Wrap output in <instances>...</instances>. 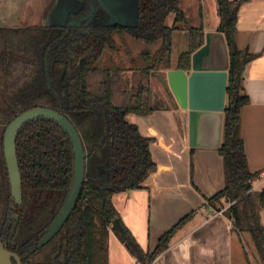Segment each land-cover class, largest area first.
Returning a JSON list of instances; mask_svg holds the SVG:
<instances>
[{"label": "trees", "instance_id": "obj_1", "mask_svg": "<svg viewBox=\"0 0 264 264\" xmlns=\"http://www.w3.org/2000/svg\"><path fill=\"white\" fill-rule=\"evenodd\" d=\"M249 0H217L229 52L223 140L225 187L207 199V207L225 214L237 233H249L264 264V191L252 190L244 141L237 136L244 108L250 103L243 68L253 56L235 43L240 7ZM174 15L172 27L167 25ZM188 31L189 48L176 68L191 70L192 55L205 44L202 27H190L181 0H139V25L89 28L30 26L0 28V240L22 264H108L110 229L120 219L115 194L136 190L157 170L151 139L143 137L128 114L149 116L153 104L150 79L171 69L173 33ZM49 68L51 91L46 67ZM36 107L63 111L79 131L87 158V181L74 212L44 247L37 243L64 204L73 181L74 155L68 135L41 118L23 126L16 141L22 177L23 206L12 209L3 153L6 125ZM194 150V149H193ZM193 166L191 165V174ZM183 218L144 253L131 233L118 237L141 264H153L173 236L189 222ZM16 264V263H14Z\"/></svg>", "mask_w": 264, "mask_h": 264}, {"label": "crops", "instance_id": "obj_2", "mask_svg": "<svg viewBox=\"0 0 264 264\" xmlns=\"http://www.w3.org/2000/svg\"><path fill=\"white\" fill-rule=\"evenodd\" d=\"M181 9L189 25L194 23L196 28H203L205 36H211L212 66L224 69L227 55L218 33L217 0H181ZM185 41L188 51L189 41ZM235 43L240 51L253 56L243 68L250 103L243 110L237 136L244 141L249 172L258 174L264 170V0L242 4ZM175 44L173 36V54ZM173 54L171 69L153 74L150 79L153 91L156 78L164 76L157 89L171 106L160 107L149 116H126V121L136 125L143 137L152 140L150 152L157 170L139 189L115 194L113 205L144 253H152L165 233L194 213L153 264H252L243 246L244 233L235 231L225 213L218 214L207 207V199L225 187L224 160L218 149L189 146L188 112L181 109L169 85L168 72L178 70L179 58L173 61ZM255 262L263 264L260 255ZM108 264H141L113 227L109 232Z\"/></svg>", "mask_w": 264, "mask_h": 264}, {"label": "water", "instance_id": "obj_3", "mask_svg": "<svg viewBox=\"0 0 264 264\" xmlns=\"http://www.w3.org/2000/svg\"><path fill=\"white\" fill-rule=\"evenodd\" d=\"M76 0H57L48 13L55 25L66 22L72 13L71 7ZM135 5V9L132 5ZM102 10L110 23L106 26L120 25L125 28H136L139 25V0H100ZM95 10L92 6L87 15L89 18ZM172 17L171 20L169 18ZM167 25L172 27L174 15H170ZM60 22L57 24L56 21ZM169 22V23H168ZM78 25L73 23L72 26ZM52 26V25H47ZM222 37L227 55V66L217 70L212 66L211 36L206 35V44L192 55L191 73L184 70H170L168 79L170 88L181 109L188 112L189 146L191 148L219 149L223 140L224 111L227 101L229 52L223 33ZM48 119L57 123L68 135L74 155V174L69 194L40 239L37 249L48 244L63 228L74 212L79 201L83 185L87 181V158L83 140L77 128L64 112L49 108H35L18 115L5 132V158L9 171L13 201L21 206L23 203L22 178L17 157L16 140L22 127L38 119ZM113 230L124 233L119 220L115 221ZM22 264L20 257L8 250L0 241V264Z\"/></svg>", "mask_w": 264, "mask_h": 264}, {"label": "rangeland", "instance_id": "obj_4", "mask_svg": "<svg viewBox=\"0 0 264 264\" xmlns=\"http://www.w3.org/2000/svg\"><path fill=\"white\" fill-rule=\"evenodd\" d=\"M56 1L57 0H0V28H23L30 26L54 25L52 24L54 21L49 19L48 13ZM132 8L135 9L134 4L132 5ZM171 19L172 17L169 18V20ZM59 22V20L56 21L57 24ZM91 23L94 25L97 23V20L94 19ZM107 23H110L109 19ZM189 26H194V23H191ZM194 28L196 27L194 26ZM183 31L184 33H180V30H175L173 33V36L176 39L173 61H176L182 53L187 51L185 40H188V31ZM162 71L164 70L155 72L154 75L156 76V74L158 75V73ZM156 80L158 83L154 84V87L152 88L153 104L159 108L171 106V102L166 100L157 89V86L159 87L161 82H163L164 76L161 75V77L156 78ZM243 246L248 253L252 264H256L255 261L259 259V254L249 233H244ZM125 247L127 248L126 245ZM127 250L129 249L127 248ZM257 264L261 263L259 262Z\"/></svg>", "mask_w": 264, "mask_h": 264}, {"label": "flooded vegetation", "instance_id": "obj_5", "mask_svg": "<svg viewBox=\"0 0 264 264\" xmlns=\"http://www.w3.org/2000/svg\"><path fill=\"white\" fill-rule=\"evenodd\" d=\"M92 6L95 7V10L93 12V14L86 19L87 15L89 14V12L91 11V8ZM102 6L100 5V0H76V4H73V6L71 7L72 9V13H70L69 15V18L66 22H62L61 24L59 25H52V26H48V27H60V28H89V27H95L97 25H104L106 26V24H108V17L106 15V13L104 12V10H102L101 8ZM97 20V23L96 24H92V20ZM78 23V25H75V26H72L73 23ZM23 28H26V27H23ZM1 29H21V28H12V27H4V28H1ZM46 73H47V76H48V88L49 90L51 91H55L56 88H52V85H51V79L49 77V68L48 66L46 67ZM36 108H49V109H53V108H50V107H36ZM31 109H35V108H31ZM29 109V110H31ZM53 110H56V109H53ZM28 111V110H27ZM56 111H59V112H63V111H60V110H56ZM25 112V111H24ZM65 113V112H64ZM22 114V113H21ZM20 115V114H19ZM17 117V116H16ZM15 117V118H16ZM14 118V119H15ZM13 119V120H14ZM12 120V121H13ZM39 120V119H38ZM10 121L9 124L6 125V129L7 127L10 125V123L12 122ZM57 124V123H56ZM23 128V127H22ZM6 129H5V132H6ZM21 131V130H20ZM5 132H4V136H3V153H4V159H5V164H6V170H7V178H8V184H9V192H10V200H11V203H12V209H15V208H21L23 206V203L21 206L17 205L13 199H12V192H11V184H10V177H9V171H8V168H7V163H6V158H5V146H4V142H5ZM19 135V134H18ZM17 141V140H16ZM22 178V177H21ZM22 191H23V188H22ZM55 219V218H54ZM50 226V225H49ZM49 228V227H48ZM47 231V230H46ZM46 233V232H45ZM44 233V234H45ZM43 234V236H44ZM42 236V237H43ZM41 237V238H42ZM40 238V239H41ZM1 241V240H0ZM40 241V240H39ZM38 241V243H39ZM37 243V245H38ZM7 246L8 248V245L7 243H3ZM47 245V244H46ZM37 248V246H36ZM9 250V249H8ZM21 259V258H20ZM15 263V262H14ZM22 263V261H21Z\"/></svg>", "mask_w": 264, "mask_h": 264}, {"label": "built area", "instance_id": "obj_6", "mask_svg": "<svg viewBox=\"0 0 264 264\" xmlns=\"http://www.w3.org/2000/svg\"><path fill=\"white\" fill-rule=\"evenodd\" d=\"M254 191H263L264 190V170H262L256 180L254 181L253 188ZM232 205L229 200H226L221 208L219 209L218 214H223L226 210Z\"/></svg>", "mask_w": 264, "mask_h": 264}]
</instances>
